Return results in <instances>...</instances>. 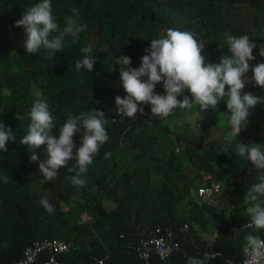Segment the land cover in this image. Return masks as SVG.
Returning <instances> with one entry per match:
<instances>
[{
    "label": "trees",
    "instance_id": "obj_1",
    "mask_svg": "<svg viewBox=\"0 0 264 264\" xmlns=\"http://www.w3.org/2000/svg\"><path fill=\"white\" fill-rule=\"evenodd\" d=\"M39 2L0 0V122L15 133V140L6 144L7 151L0 152V264H15L33 243L53 239L74 245L61 257L65 264L105 256L108 264H145L137 257V242L156 227L173 230L179 249L165 261L154 255L147 264H186L188 258L201 257L206 251H220L234 263L241 261L245 236L255 232L264 238V229L246 226L250 218L243 197L258 182V173L246 157L238 155L235 144L264 145V105L250 110L246 129L230 145L225 142L229 137L204 141L195 134L174 131L162 117L151 114L150 105L135 122H113L115 97L122 95L114 59L126 55L131 67H139L151 41L172 28L194 33L206 44L202 54L211 63L231 55L225 32L248 35L257 45L256 59L249 61L254 66L264 62L259 54L264 52V0H52L53 16L61 28L75 7L86 30L75 43L66 37L64 51L49 59H44L47 50L43 48L34 55L27 53L24 29L15 26L23 12ZM88 45L97 63L93 72L77 71L75 62ZM245 75H252L251 70ZM243 92L264 96L259 87H245ZM183 94L190 98L187 90ZM37 99H44L59 121L52 129L57 136L69 115L94 108L105 112L109 139L84 174L83 188L72 185L69 177L74 173L67 167L59 170L54 181L45 182L38 162L30 161L28 147L20 143ZM220 102L226 118V104ZM83 134L81 127L73 137L77 147ZM36 151L40 160L47 158L45 146ZM106 153L111 156L105 158ZM74 164L75 159L68 167ZM204 174L223 185L220 210L195 202ZM42 197L54 206L52 213L40 204ZM224 197L231 205L228 215ZM203 209L212 216H228L212 241L200 237L192 226ZM83 214L89 220L82 221ZM184 224L188 231H181ZM212 263L225 264L220 259L208 264Z\"/></svg>",
    "mask_w": 264,
    "mask_h": 264
},
{
    "label": "clouds",
    "instance_id": "obj_2",
    "mask_svg": "<svg viewBox=\"0 0 264 264\" xmlns=\"http://www.w3.org/2000/svg\"><path fill=\"white\" fill-rule=\"evenodd\" d=\"M71 15L65 18L63 28L53 16L52 0H41L23 12L21 19L15 22L16 27L24 29L23 47L27 53L36 54L39 49L47 50L44 59L53 58L55 53L64 51L66 37H71L75 43L86 25L81 23L79 10L75 7L69 10ZM228 45L227 52L218 63L206 61L202 53L205 43L198 40L194 33L169 28L166 35L153 39L146 54L141 57L140 66H130L131 58L121 55L114 59L119 65L120 83L126 93L122 98L115 97L117 110L128 118H134L137 113L143 115V107L150 105L151 114L163 118L169 117L176 109H192L193 104L199 106L200 112L210 108L217 109L220 101L227 108V120L231 127V136L225 141L231 144L237 141L238 134L248 125L250 110L255 106L264 105V96L243 92L248 80L246 73L251 70L254 84L264 89V62L251 66L249 61L256 57L253 49L256 43L248 35L239 37L224 33ZM83 56L75 62V69L81 68L93 72L97 63L92 55V45L81 49ZM264 57V52H259ZM142 77H147L142 80ZM163 84L164 94L155 91L157 84ZM190 93L184 95V91ZM243 92V94H242ZM178 97H180L178 99ZM225 97H227L225 101ZM30 124L27 134L21 137L20 143L30 151V161L38 162V170L44 181H54L61 168L67 167L72 185L83 188L87 181L84 174L101 146L109 137L105 125V112L91 109L79 115H69L59 128V134L54 135L52 129L59 121L49 111V105L44 99L35 100L30 108ZM84 129L79 147L74 144L73 137ZM15 140L13 130L0 122V152H6V144ZM45 146L47 158L40 160L37 149ZM236 151L240 157H246L257 170L258 182L253 183L244 195L248 205L246 212L250 222L246 225L254 230L264 229V145L261 143L236 142ZM111 156L106 153L105 158ZM75 159V164L68 167L69 161ZM7 181V177H5ZM43 208L52 213L54 206L47 197L40 199ZM244 251L250 254L249 264H258L264 257V238L253 232L245 236ZM220 253H205L203 259L189 258L188 264H206L215 260Z\"/></svg>",
    "mask_w": 264,
    "mask_h": 264
},
{
    "label": "built area",
    "instance_id": "obj_3",
    "mask_svg": "<svg viewBox=\"0 0 264 264\" xmlns=\"http://www.w3.org/2000/svg\"><path fill=\"white\" fill-rule=\"evenodd\" d=\"M252 75H247L246 78L248 83L245 87L256 89L257 86L251 79ZM155 91L159 94H164L163 84H157ZM126 95L123 87H122V95L123 98ZM191 98V97H190ZM139 107H143L145 110L147 108V104L138 105ZM141 114L137 113L134 118L124 117L115 106V116L113 117V122L127 121V122H135L140 118ZM223 185L221 182L214 181L213 177L210 174H204L199 179L198 188L196 191L195 202L198 206L208 205L216 210H220L223 208V200L222 196ZM87 220L89 217L86 214H83ZM82 215V217H84ZM86 220V221H87ZM188 224H184L181 231H188ZM177 234L169 229L156 227L154 228L148 236L143 237L137 242V257L144 262L148 263L152 256H157L160 260L165 261L170 258V256L179 249V242L176 238ZM246 243L242 248V259L241 261L234 263L233 261L226 258L220 251H214L220 253L216 259L222 260L225 264H249L250 262V254L244 251ZM74 245L70 241L64 240H43L40 242H35L31 246L27 247L23 256L20 260H18L15 264H65L61 257L70 253L73 250ZM212 253L211 251H206L202 254L201 257H191L197 259H203L205 253ZM43 257L44 259L39 262V259ZM108 256L104 258H93L84 264H108L107 263ZM215 259V260H216ZM189 258L186 261L188 264ZM210 261H206L208 264ZM258 264H264V257H262Z\"/></svg>",
    "mask_w": 264,
    "mask_h": 264
},
{
    "label": "rangeland",
    "instance_id": "obj_4",
    "mask_svg": "<svg viewBox=\"0 0 264 264\" xmlns=\"http://www.w3.org/2000/svg\"><path fill=\"white\" fill-rule=\"evenodd\" d=\"M220 103L221 102L218 103L217 109L212 110L210 108L206 112H200L199 106L195 103L192 109H177L176 113H174L175 120L170 121L169 127H175L174 129L179 133H185L187 130L189 131L187 133H194L196 136L202 137L204 141L220 137H230L231 127L224 116V111L219 106ZM223 104H225V102H223ZM172 119L171 117L170 120ZM228 201L229 200L225 199L227 215L229 213L228 210L231 209V205ZM226 218H228V216H226ZM86 220L85 216L82 217V221Z\"/></svg>",
    "mask_w": 264,
    "mask_h": 264
},
{
    "label": "crops",
    "instance_id": "obj_5",
    "mask_svg": "<svg viewBox=\"0 0 264 264\" xmlns=\"http://www.w3.org/2000/svg\"><path fill=\"white\" fill-rule=\"evenodd\" d=\"M176 110L169 117H167V118H163L162 117L166 124L169 125L170 121H174L175 120V117H174L175 114L174 113H176ZM171 117L173 118L172 120H170ZM227 127L229 128L228 124H227ZM174 128L175 127H171V129L176 131ZM187 132H189V131L186 130L185 134ZM187 134H189V133H187ZM190 134H194V133H190ZM186 204H184V206H183L184 208H185ZM187 208L188 207H186V209ZM194 211H195L194 207L189 210V212L191 214ZM201 212H202L201 213L202 215L200 216V220L192 222L193 229L197 232V234L200 237L204 238L207 241H212L213 240V233L215 232V230L218 229V228H221L222 226H224L227 223V221H228L227 219L228 218H226V216H219L217 214L212 216L205 209L201 210ZM212 264H220V263H212Z\"/></svg>",
    "mask_w": 264,
    "mask_h": 264
}]
</instances>
